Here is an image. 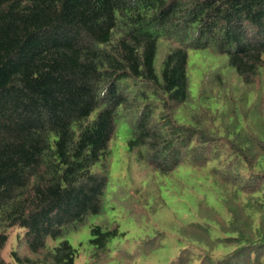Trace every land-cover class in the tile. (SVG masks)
Here are the masks:
<instances>
[{
    "label": "trees",
    "instance_id": "1",
    "mask_svg": "<svg viewBox=\"0 0 264 264\" xmlns=\"http://www.w3.org/2000/svg\"><path fill=\"white\" fill-rule=\"evenodd\" d=\"M204 50L227 60L195 97L190 52ZM263 89L264 0H0V264H76L67 234L104 212L119 140L154 198L189 166L226 209L200 200L168 264H264ZM91 235L89 264H113L120 225Z\"/></svg>",
    "mask_w": 264,
    "mask_h": 264
},
{
    "label": "rangeland",
    "instance_id": "2",
    "mask_svg": "<svg viewBox=\"0 0 264 264\" xmlns=\"http://www.w3.org/2000/svg\"><path fill=\"white\" fill-rule=\"evenodd\" d=\"M190 59V90L197 97L201 80L204 78L203 74L210 68L222 65L227 57L217 56L209 50H204L191 51ZM254 98L255 94L249 93L247 97L249 103H246V106H250ZM219 108L224 109L222 106ZM243 121L241 122L244 123ZM114 151L104 212L89 217L79 230H73L67 234L66 239L79 252L76 264H89L92 252L91 229L94 225L113 223L120 225L122 235L111 242L113 264H168L179 255L180 249L184 247L179 242L176 232L178 221L198 222L197 205L200 200L206 199L211 206L223 215H227L218 191L205 170L198 171L189 166L182 167L175 174V178L167 179L166 185L162 188L163 197L156 199L153 194L161 190V187L160 185L153 186L155 183L151 176L152 169L135 167L134 164L130 167V155L126 151L124 140L118 141L114 146ZM142 201L147 208H142L140 203ZM159 232L166 234L162 248L150 256L139 255L136 262L130 258V253L137 245L144 239L153 238ZM11 233L9 251L16 247L17 236L22 235L23 230L14 229ZM20 245L21 254L32 257L24 242Z\"/></svg>",
    "mask_w": 264,
    "mask_h": 264
}]
</instances>
